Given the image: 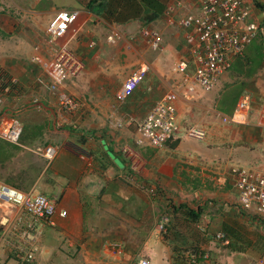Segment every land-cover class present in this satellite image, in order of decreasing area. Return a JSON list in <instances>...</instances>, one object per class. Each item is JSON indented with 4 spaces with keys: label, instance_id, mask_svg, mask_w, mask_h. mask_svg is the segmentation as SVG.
Returning a JSON list of instances; mask_svg holds the SVG:
<instances>
[{
    "label": "crops",
    "instance_id": "obj_1",
    "mask_svg": "<svg viewBox=\"0 0 264 264\" xmlns=\"http://www.w3.org/2000/svg\"><path fill=\"white\" fill-rule=\"evenodd\" d=\"M171 1L0 0V119L17 118L23 128L18 145L0 139V182L41 193L56 202L58 212H66L53 217L34 264H130L140 257L150 264H180L163 239H190L188 230L179 228L191 222L186 211L212 216L214 232L221 228L229 237L244 238L243 223L264 230L263 219L239 206L231 174L232 167L264 169V128L255 124L264 94L254 90L257 98L248 121L232 125L222 117L232 114L238 100L225 106L217 87L197 89L190 99L180 93L175 102L178 135L152 148L135 146L136 123L175 83L155 67L159 73L151 71L119 105L114 96L122 83L109 87L112 76L121 78L118 70L144 60L137 58L146 44L140 29L159 22L170 26L164 9ZM58 11L79 12L64 37L54 42L71 49L85 65L83 74L62 88L82 100L72 115L58 109L39 64L30 61L35 54L47 58L45 29ZM176 30L168 32L170 40L184 53V30ZM181 54L176 52L177 60ZM117 121L122 129L111 132ZM191 124L205 131L203 141L184 137ZM123 145L135 148L142 160L139 168L121 153ZM47 146L57 150L49 162L43 157ZM16 213L15 206L0 201V231ZM158 225H164L162 232ZM192 254L186 255L187 264ZM12 257L0 247V264H10Z\"/></svg>",
    "mask_w": 264,
    "mask_h": 264
},
{
    "label": "built area",
    "instance_id": "obj_2",
    "mask_svg": "<svg viewBox=\"0 0 264 264\" xmlns=\"http://www.w3.org/2000/svg\"><path fill=\"white\" fill-rule=\"evenodd\" d=\"M164 14L170 26L184 30L181 38L186 52L181 54L173 69L180 79L178 84L181 89L175 83L136 123L134 143L137 147L161 148L176 137L179 125L175 102L179 94L190 99L197 94V89L202 92L211 91L231 62L243 54L256 36L260 35L264 39V0H173L165 7ZM78 16V11H58L45 29L49 45L47 58L40 54L30 58L31 63L39 64L47 79L48 91L56 95L58 109L67 115L77 112L81 103L62 88L67 81L80 77L85 65L71 49L54 46V42L64 37ZM140 35L152 51L161 49L162 37L158 31L142 27ZM190 65L192 70H189ZM150 69L148 62L139 63L116 91L115 101L122 103L131 97ZM252 101L251 93L243 92L232 114L222 117V122L245 125ZM255 124L264 128V109L257 113ZM69 125L76 126L74 122H69ZM22 131L17 118L1 117L0 139L18 145ZM183 135L197 141H203L206 136L205 131L196 124L189 125ZM120 150L134 169L139 168L142 160L137 156L135 148L124 146ZM56 152L55 147L47 146L43 157L49 162L54 159ZM231 174L241 209L264 220V169L251 171L232 167ZM130 181L133 182V179ZM149 193L155 194L152 189ZM0 201L17 208L16 215L0 231V247L8 248L13 255L10 264H34L45 230L52 225L56 214L65 217L66 212H58L56 202L41 193L34 190L21 191L3 182H0ZM215 237L223 245L229 244L222 233H217ZM207 258V254H192L188 257V264H200V261ZM130 264H150V261L140 257ZM248 264H264V255Z\"/></svg>",
    "mask_w": 264,
    "mask_h": 264
},
{
    "label": "rangeland",
    "instance_id": "obj_3",
    "mask_svg": "<svg viewBox=\"0 0 264 264\" xmlns=\"http://www.w3.org/2000/svg\"><path fill=\"white\" fill-rule=\"evenodd\" d=\"M54 2H60V0H54ZM154 20L157 21L158 17H155ZM151 28L161 34V49L154 52L144 44V52L137 56V58L140 57L144 60L140 59L139 63L146 61L150 64L151 69L147 75L151 73V71L159 73V70L155 68L157 67L165 73V76L167 75L171 84H180V79L177 78V74L173 71V65H175L177 60V56H175L176 52H183L175 50V46L170 40L173 34L170 36L168 33H177V28L166 26L161 22H159L156 27ZM161 31H164L165 36ZM164 38L167 39L166 44ZM136 60L134 58V61ZM157 62L159 64L155 65ZM138 64H136V66L123 67L118 70L121 78L117 79L115 76H112L111 81H108L109 87L114 84L117 85V83L119 85L123 83L122 81L137 67ZM215 87H217L220 94L223 95V104L228 107L233 106L243 92L251 93L252 99L257 98V92L255 94L254 90L258 91L259 96L264 94V39L262 36H256V38H254L245 48L243 54L231 62L226 73L217 80ZM177 88L181 89L180 85L177 86ZM150 93H153V91L151 90ZM73 95L78 99L79 103H82L81 98H79L77 94L74 93ZM84 101L91 104L86 99ZM116 104L119 105L122 103L116 102ZM122 127V122L117 121L114 122L113 125H110L109 130L111 132H117L122 129ZM123 147L124 145L121 148ZM184 213L190 216L189 218L191 219V222L189 224H181L179 228L185 227L189 232L190 239L171 240L167 237L163 239V242L169 246V252H172L173 259L175 261H181L180 264H187L186 255L188 253L207 254L208 258L202 261H206L207 263L205 262L202 264H247L252 260H258L263 257L264 230L261 229V227L254 226L252 223H243L241 224V227L245 228V237H229L224 230H221V228L218 229V231L216 230V233L214 232V226L217 225V223H212V216L206 218L207 220L209 219V222L207 223V220L203 216L200 217L199 214L194 217L187 211ZM181 216V219L185 220L186 215L183 217L181 214ZM251 218H253V216ZM252 220L254 221L256 218L254 217ZM248 223L250 222L248 221ZM174 227H177L176 224H174L173 228ZM211 227L213 228L212 230ZM157 229L162 232L164 225L162 227L161 225H158ZM217 232L224 234L225 238L229 240L228 245H223L216 239L215 235Z\"/></svg>",
    "mask_w": 264,
    "mask_h": 264
},
{
    "label": "trees",
    "instance_id": "obj_4",
    "mask_svg": "<svg viewBox=\"0 0 264 264\" xmlns=\"http://www.w3.org/2000/svg\"><path fill=\"white\" fill-rule=\"evenodd\" d=\"M153 16H156V15H153ZM192 216H194V217H195L196 215H195V214H192Z\"/></svg>",
    "mask_w": 264,
    "mask_h": 264
},
{
    "label": "water",
    "instance_id": "obj_5",
    "mask_svg": "<svg viewBox=\"0 0 264 264\" xmlns=\"http://www.w3.org/2000/svg\"><path fill=\"white\" fill-rule=\"evenodd\" d=\"M151 18H152V16L148 17V19H151ZM144 20H146V19H144Z\"/></svg>",
    "mask_w": 264,
    "mask_h": 264
}]
</instances>
